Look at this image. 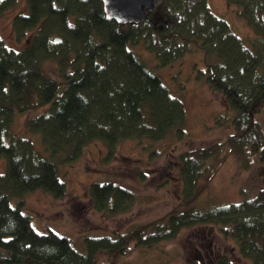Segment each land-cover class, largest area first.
<instances>
[{
  "label": "trees",
  "instance_id": "obj_1",
  "mask_svg": "<svg viewBox=\"0 0 264 264\" xmlns=\"http://www.w3.org/2000/svg\"><path fill=\"white\" fill-rule=\"evenodd\" d=\"M25 1L26 11L12 21L16 39L25 44L17 49L0 36V157L6 159L0 173V264H106L100 252L128 255L211 224L231 250L214 248L213 262L206 264H264V0H228L253 37L235 32L207 0H162L140 23L107 19L102 0ZM16 3L0 0V15ZM138 45L146 46L156 68L201 51L200 74L233 112V132L224 141L181 154L185 201L195 196L200 179L211 180L231 156L250 173L256 192L202 213L171 212L145 228L85 235L80 249L66 235L39 231L24 210V196L42 190L63 197L67 188L58 163L77 160L92 141L115 149L126 139L162 140L184 124L183 102L135 50ZM50 62L56 75L45 71ZM37 107L44 110L25 120V130L41 135L45 152L12 129L15 115ZM89 195L96 210L112 215L134 201L132 190L108 180L93 182Z\"/></svg>",
  "mask_w": 264,
  "mask_h": 264
},
{
  "label": "rangeland",
  "instance_id": "obj_2",
  "mask_svg": "<svg viewBox=\"0 0 264 264\" xmlns=\"http://www.w3.org/2000/svg\"><path fill=\"white\" fill-rule=\"evenodd\" d=\"M211 10L225 18L240 36L253 37L254 30L238 17L237 9L228 0H207ZM162 0H156V8ZM26 1L0 15V36L19 49L25 40L16 39L12 21L17 13L26 11ZM30 36V35H29ZM140 53L162 77L173 96L183 102L185 120L176 125L162 140L149 138L126 139L109 148L100 141L86 144L79 158L70 163H58L59 177L66 184V194L57 198L42 190L28 192L24 197L25 211L32 216L34 226L41 232L53 230L68 236L82 249L85 235L97 237L125 233L137 227H148L163 221L171 212L193 210L202 213L223 204L252 197L256 182L250 173L240 169L234 157H228L209 181L202 178L192 199L185 201L184 184L178 171L180 156L190 149L224 141L233 132V112L221 97L213 93L200 74L205 63L201 51H189L181 60L156 68V60L138 45ZM50 62L45 71L56 75ZM15 115L13 130L28 135L41 151L40 134L25 130V120L44 107ZM264 114L260 119L264 122ZM178 129L184 132L179 134ZM29 132V133H27ZM6 169L5 157H0V173ZM114 181L134 193V201L127 211L112 215L95 209L89 195L93 182ZM217 225H198L186 228L173 241L156 247H139L130 254L110 256L100 252L98 259L106 264H192L193 260L213 262L214 248L230 251V245L218 232Z\"/></svg>",
  "mask_w": 264,
  "mask_h": 264
},
{
  "label": "water",
  "instance_id": "obj_3",
  "mask_svg": "<svg viewBox=\"0 0 264 264\" xmlns=\"http://www.w3.org/2000/svg\"><path fill=\"white\" fill-rule=\"evenodd\" d=\"M106 18L119 23H140L149 19L156 0H102ZM60 42L61 38H55Z\"/></svg>",
  "mask_w": 264,
  "mask_h": 264
}]
</instances>
